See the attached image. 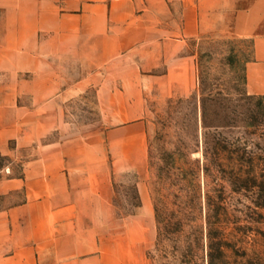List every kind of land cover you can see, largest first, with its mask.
I'll use <instances>...</instances> for the list:
<instances>
[{"label": "crops", "instance_id": "0c3cea01", "mask_svg": "<svg viewBox=\"0 0 264 264\" xmlns=\"http://www.w3.org/2000/svg\"><path fill=\"white\" fill-rule=\"evenodd\" d=\"M205 33L252 39L246 89L264 95V0H0V197L23 193L0 207V264H151L144 97L191 89ZM90 89L101 116L81 125L68 103ZM127 171L141 202L121 215Z\"/></svg>", "mask_w": 264, "mask_h": 264}, {"label": "rangeland", "instance_id": "374dc122", "mask_svg": "<svg viewBox=\"0 0 264 264\" xmlns=\"http://www.w3.org/2000/svg\"><path fill=\"white\" fill-rule=\"evenodd\" d=\"M195 79L186 94L145 95L146 183L157 236L151 264H264V95L248 93L253 41L205 33L187 41ZM162 70V68L160 69ZM160 70H157L159 72ZM78 124L96 122L94 89L68 103ZM9 159L0 155V166ZM17 172L21 162H14ZM139 175L115 174L118 213L140 201ZM0 197V207L22 198Z\"/></svg>", "mask_w": 264, "mask_h": 264}, {"label": "trees", "instance_id": "16d2710c", "mask_svg": "<svg viewBox=\"0 0 264 264\" xmlns=\"http://www.w3.org/2000/svg\"><path fill=\"white\" fill-rule=\"evenodd\" d=\"M1 155V154H0ZM141 200L136 204V206H138L140 204Z\"/></svg>", "mask_w": 264, "mask_h": 264}]
</instances>
